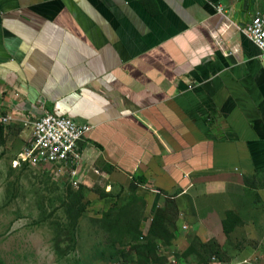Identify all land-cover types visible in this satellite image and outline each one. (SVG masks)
Here are the masks:
<instances>
[{
  "label": "crops",
  "instance_id": "1",
  "mask_svg": "<svg viewBox=\"0 0 264 264\" xmlns=\"http://www.w3.org/2000/svg\"><path fill=\"white\" fill-rule=\"evenodd\" d=\"M257 8L0 0L7 142L21 149L45 110L89 124L79 141L89 216L125 200L136 179L143 235L169 210L167 264H199V254L203 264H264V61L241 31Z\"/></svg>",
  "mask_w": 264,
  "mask_h": 264
},
{
  "label": "rangeland",
  "instance_id": "2",
  "mask_svg": "<svg viewBox=\"0 0 264 264\" xmlns=\"http://www.w3.org/2000/svg\"><path fill=\"white\" fill-rule=\"evenodd\" d=\"M8 135L0 144V255L7 264H124L132 246L147 242L139 228L142 204L129 187L125 200L99 217L84 209L75 219L67 203L69 190L79 187L57 183L42 168L13 167L21 146Z\"/></svg>",
  "mask_w": 264,
  "mask_h": 264
},
{
  "label": "built area",
  "instance_id": "3",
  "mask_svg": "<svg viewBox=\"0 0 264 264\" xmlns=\"http://www.w3.org/2000/svg\"><path fill=\"white\" fill-rule=\"evenodd\" d=\"M258 8L252 20L241 29L242 33L259 49L264 61V0H253ZM223 14V8L218 7ZM12 116L0 117V121L11 123ZM91 129L89 124H80L71 117L44 111L32 125L29 141L14 154L15 168H42L57 183L78 188L79 166L83 158L79 141ZM185 228V227H184Z\"/></svg>",
  "mask_w": 264,
  "mask_h": 264
},
{
  "label": "trees",
  "instance_id": "4",
  "mask_svg": "<svg viewBox=\"0 0 264 264\" xmlns=\"http://www.w3.org/2000/svg\"><path fill=\"white\" fill-rule=\"evenodd\" d=\"M8 135L7 126L5 123L0 121V144L6 143V137ZM21 169H24L23 167ZM137 184L136 179H133L129 186V190L134 194H136ZM69 197L71 200L67 203V210L69 211L70 215L75 219L82 214L86 206L82 202L83 198L85 197V190L81 187L78 190H69ZM136 197V196H135ZM142 204L141 212L143 211V202L140 201ZM173 203V208L175 209L176 206ZM142 219V218H141ZM139 221V225L141 222ZM167 221H171V217L169 215V210H162L158 209L154 215V218L151 223L150 230L147 235H144L142 239L145 241L140 245L132 246L130 248V252L124 255L125 262L124 264H136L134 257H132V252H135L139 257V260L142 264H167L168 258L164 255L159 254L160 247H166L171 245V242L174 238L173 233L170 231ZM118 253V252H116ZM123 254V253H121ZM199 264H203L204 262V255L199 254ZM0 264H7L4 258L0 255ZM114 264H119V262H114Z\"/></svg>",
  "mask_w": 264,
  "mask_h": 264
}]
</instances>
